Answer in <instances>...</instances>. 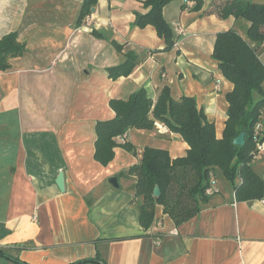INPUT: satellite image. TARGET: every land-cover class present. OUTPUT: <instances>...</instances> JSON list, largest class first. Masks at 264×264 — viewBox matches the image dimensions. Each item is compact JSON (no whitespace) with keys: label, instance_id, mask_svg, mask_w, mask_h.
I'll use <instances>...</instances> for the list:
<instances>
[{"label":"crops","instance_id":"obj_1","mask_svg":"<svg viewBox=\"0 0 264 264\" xmlns=\"http://www.w3.org/2000/svg\"><path fill=\"white\" fill-rule=\"evenodd\" d=\"M82 2L0 0V36L15 31L25 45L0 72V264H264V201L235 200L221 173L196 216L177 225L158 206V221L141 226L143 196L126 172L146 146L171 158L189 147L165 125L128 130L135 153L116 147L108 165L95 159L96 124L115 117L110 100L141 87L154 101L166 85L176 99L194 96L221 138L233 83L212 57L215 41L230 28L245 36L250 24L204 14L211 0L200 11L173 1L164 16L176 47L144 56L131 75L113 80L107 68L123 60L113 40L139 54L165 42L152 25L132 26L144 0H98L90 24L79 25ZM261 123L264 134V113ZM253 166L264 177V151ZM61 171L64 191L56 184Z\"/></svg>","mask_w":264,"mask_h":264},{"label":"trees","instance_id":"obj_2","mask_svg":"<svg viewBox=\"0 0 264 264\" xmlns=\"http://www.w3.org/2000/svg\"><path fill=\"white\" fill-rule=\"evenodd\" d=\"M173 1L176 0H144L146 11L136 13L132 26H154L165 47L139 54L132 50L126 52L125 44L113 40L112 45L123 60L107 68L110 79L131 75L144 56L176 47L177 35L164 16L165 6ZM97 2L83 0L79 25L87 24V16ZM203 6L204 0H183L181 9L200 11ZM204 14H215L222 19L232 16L250 24L245 36L235 28L219 32L214 45L212 57L224 77L233 83L232 91L226 95L229 106L222 137H217L215 123L208 119L205 109L194 96L183 95L176 99L167 85L155 101L144 87L127 99H111L110 107L115 117L96 124L95 159L103 165L113 160L116 147L136 152V147L125 138L132 128L151 130L156 123H161L181 135L189 146L186 155L177 158H171L166 149L146 146L141 162L126 172L135 177L136 195L143 196L139 221L146 230L158 221V206H162L163 212L177 225L196 216L209 200L206 189L211 173L215 176L222 174L237 201L264 199V177L253 166L257 145L254 126L264 109V62L261 59L264 2L211 0V6ZM93 33L100 36L95 30ZM24 51L25 45L19 41L17 32L0 36V72L10 69L11 59L21 56ZM242 132L245 133V143L236 145L234 139ZM156 186L161 189L159 197L153 195Z\"/></svg>","mask_w":264,"mask_h":264},{"label":"built area","instance_id":"obj_3","mask_svg":"<svg viewBox=\"0 0 264 264\" xmlns=\"http://www.w3.org/2000/svg\"><path fill=\"white\" fill-rule=\"evenodd\" d=\"M193 3H190V5H192ZM90 21L88 20L87 21V24H90L89 23ZM177 31L179 33H182L183 32V29L179 26L177 27ZM263 46H264V43H263ZM264 113V109L262 110L261 112V117ZM254 137H255V140H256V150L254 151V158L255 159H258L261 155V153L264 151V139L262 140V138L264 137V134H263V127H262V123H261V119L256 123V125L254 126ZM210 184L208 186V188L206 189V194L207 195H212L214 193L217 192V179L215 177V175L213 173L210 174ZM264 201V199H262Z\"/></svg>","mask_w":264,"mask_h":264},{"label":"water","instance_id":"obj_4","mask_svg":"<svg viewBox=\"0 0 264 264\" xmlns=\"http://www.w3.org/2000/svg\"><path fill=\"white\" fill-rule=\"evenodd\" d=\"M94 10V8H92V11ZM234 143L236 145H244L245 143V133L242 132L240 135H238L235 139H234ZM109 183L115 187V188H120V184H119V179L117 178V176H111L108 179ZM56 184L59 187V189L61 191L65 190V174L63 171H61L57 178H56ZM153 195L155 197H159L161 195V189L159 186H156L153 192Z\"/></svg>","mask_w":264,"mask_h":264},{"label":"rangeland","instance_id":"obj_5","mask_svg":"<svg viewBox=\"0 0 264 264\" xmlns=\"http://www.w3.org/2000/svg\"><path fill=\"white\" fill-rule=\"evenodd\" d=\"M217 176L220 178L221 177L220 173H217ZM217 176H215L216 179L218 178Z\"/></svg>","mask_w":264,"mask_h":264}]
</instances>
